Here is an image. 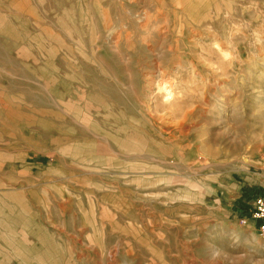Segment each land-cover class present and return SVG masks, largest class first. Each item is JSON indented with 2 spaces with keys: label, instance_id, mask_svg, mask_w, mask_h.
Instances as JSON below:
<instances>
[{
  "label": "rangeland",
  "instance_id": "rangeland-1",
  "mask_svg": "<svg viewBox=\"0 0 264 264\" xmlns=\"http://www.w3.org/2000/svg\"><path fill=\"white\" fill-rule=\"evenodd\" d=\"M264 0H0V264H264Z\"/></svg>",
  "mask_w": 264,
  "mask_h": 264
},
{
  "label": "built area",
  "instance_id": "built-area-1",
  "mask_svg": "<svg viewBox=\"0 0 264 264\" xmlns=\"http://www.w3.org/2000/svg\"><path fill=\"white\" fill-rule=\"evenodd\" d=\"M252 207L254 218L260 221V235L264 239V193L254 197Z\"/></svg>",
  "mask_w": 264,
  "mask_h": 264
}]
</instances>
